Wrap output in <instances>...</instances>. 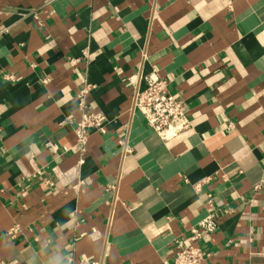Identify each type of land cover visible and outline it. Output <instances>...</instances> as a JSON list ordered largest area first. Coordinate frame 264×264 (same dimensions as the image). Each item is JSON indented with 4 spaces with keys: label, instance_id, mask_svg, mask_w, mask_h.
<instances>
[{
    "label": "crops",
    "instance_id": "obj_1",
    "mask_svg": "<svg viewBox=\"0 0 264 264\" xmlns=\"http://www.w3.org/2000/svg\"><path fill=\"white\" fill-rule=\"evenodd\" d=\"M152 70L191 119L171 138L134 106ZM263 156L264 0H0V264H161L208 200L202 264H264Z\"/></svg>",
    "mask_w": 264,
    "mask_h": 264
},
{
    "label": "built area",
    "instance_id": "obj_2",
    "mask_svg": "<svg viewBox=\"0 0 264 264\" xmlns=\"http://www.w3.org/2000/svg\"><path fill=\"white\" fill-rule=\"evenodd\" d=\"M142 80L144 87L135 88L134 106L143 115V120L147 126L164 139L176 136L190 128L191 119L188 112L183 108L182 101L168 93L166 81L160 78L155 70L142 76ZM87 89L85 87L77 94L80 114L72 126L75 146L79 148L81 153H85L88 139L93 132H104L106 120L102 112L93 111L86 106L84 97ZM69 121H71L70 118H68ZM44 148L55 155L66 154L69 150L68 147H59L58 144L50 140L44 143ZM261 163L264 169V156ZM1 193L2 190H0ZM217 225V214L211 200H208L207 213L201 218L197 226L190 228L188 241H175L171 258L163 259L161 264H202L211 254L204 252L198 246V241L202 233L214 232Z\"/></svg>",
    "mask_w": 264,
    "mask_h": 264
}]
</instances>
